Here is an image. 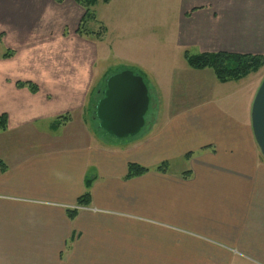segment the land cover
Here are the masks:
<instances>
[{
	"label": "crops",
	"instance_id": "1",
	"mask_svg": "<svg viewBox=\"0 0 264 264\" xmlns=\"http://www.w3.org/2000/svg\"><path fill=\"white\" fill-rule=\"evenodd\" d=\"M179 4L183 52L264 56V0ZM105 5L109 12L95 8L89 22L105 28L94 40L77 36L84 11L72 0H0V42L15 52L0 58V90L23 103L0 105L12 132L0 140V264H264V159L250 119L262 79L221 83L212 69L189 67L174 85L172 71L142 69L155 87L148 126L101 140L87 129L96 119L83 102L95 60L112 52L143 66L119 50L139 47L129 35L152 37L160 26L153 0ZM12 61L35 68L17 78ZM16 80L39 90L19 89ZM65 113L64 135L36 126ZM164 162L165 171L155 169ZM129 163L148 170L126 178ZM86 179L90 202L78 206Z\"/></svg>",
	"mask_w": 264,
	"mask_h": 264
},
{
	"label": "rangeland",
	"instance_id": "2",
	"mask_svg": "<svg viewBox=\"0 0 264 264\" xmlns=\"http://www.w3.org/2000/svg\"><path fill=\"white\" fill-rule=\"evenodd\" d=\"M72 1L74 2V0H72ZM166 1L167 0H153L154 9H152V10L154 13H158L159 21H160V24H159L160 26H159V29L157 30L156 35H153L152 37H150L146 31L129 35L130 37H134L135 39L136 38L139 39V40H136L138 42V45L140 43L139 47H137V46L134 47V45H133V46L126 47V49H124V48L120 49V47L118 46V43L113 44V46L116 44L117 48L120 49L119 50L120 54H125L126 52H128L129 54L132 55L131 56L132 59L135 58L137 61L141 60V62H142L141 64H143V66H141V67L126 66V65H124L122 59L120 60L119 57L112 56L113 55L112 52H109L110 54H108V55L105 54L104 56H101L103 54V51H102L101 55H98V58L95 60V70H94V80L95 81L93 84L94 89L91 88L92 90L90 91L89 96L86 98L84 97V99H83V102L85 104L84 107H86L84 113H88V114L93 113V115H94V112H93L94 104H96L97 100L101 97V91H102V88L105 84L104 80H106V78L108 76L113 75V74H115V73H117L123 69H130L133 72H135L136 74H139L140 76H142L146 86H148V88H150V89H148L150 103H149L148 110L144 116L145 124L141 128V131H142V129H144L148 126L150 119H151V116H152L153 107L156 106L155 98H154V101H151L153 99V96H154L153 94H155L154 93L155 87H154V83L150 79V75H145L143 72L149 71L150 72L149 74H151V73L154 74L156 71L161 70V69H167V71L168 70L172 71V73L174 75V77H173L174 79L171 81H174L173 84L175 85V84H178V82H180L179 81L180 79H178V76H181V74H179V72L184 70V69H189V66L184 59V52L178 46V43H177V37H176L177 36V33H176L177 29L175 32V27L177 26V23H178L179 17H180L179 0H175L174 4H172V2L170 0H168L167 3H166ZM95 6H97V7H95ZM95 6H94V9L96 8L100 15H102L104 12H105V14L109 12V11H107V9H108L107 5H105V3L102 0H99ZM155 9H157V10H155ZM163 16H165V18ZM90 22H96V21L94 20V21H90ZM101 27H103V26L99 25L95 29V28L89 26V23H88L87 29L90 32L89 34L83 33V32L78 33L77 29H76V34H77V36L82 37V38L90 37V38H93L94 40H100L105 35V32L102 34L100 33L101 36L99 38L97 36L98 34L96 35L97 31L101 30ZM109 38H110V42H112L115 38V34L110 32ZM80 41H82V40H80ZM146 45H148V46H146ZM6 51H7L6 46H4L0 42V58H3V57H1V55L3 53H5ZM11 51L13 52V54L10 56V58L12 56H14V53H15L13 50H11ZM118 56H120V55H118ZM11 63H12V66L14 68V72L12 71V76H17V78H24V77L29 76V74L35 68V67H32L30 64H26L25 62L12 61ZM142 69H144L143 72H142ZM260 69L258 70L259 72L257 71L258 73L256 75L254 73H252L253 76L255 77V79L260 80L264 77V66H262ZM2 72H5V71L0 69V74ZM247 79H250V78L248 77ZM19 82H30L36 86V90L30 91L28 86H25V84L19 85ZM14 84L19 89L27 88L28 91L31 92L32 94L37 93L39 90V87L36 83H34L32 81H28V80L27 81L16 80ZM183 86H185V85H183ZM219 91L222 92V91H224V89L221 88V89H219ZM7 95H8V93L1 92V90H0V105L3 104V102H6L7 104H9V106L12 109H15L16 107H18L17 106L18 103H22L21 99L16 98V97L8 98ZM23 102L25 105L27 104V100L23 101ZM174 106H177V105L174 104L173 108H174ZM58 116H56L53 119V121H55V119ZM62 116H66L68 119L70 115L68 113H65V114H62ZM94 117H95V115H94ZM94 122H95V125H88L89 127L87 129L89 130L90 134H93V135L95 134V135L100 136L101 140L113 141V140L121 139V138H115V137L107 134L105 131H103L98 126L97 119L94 120ZM48 123H49V121L43 120V122L38 123L36 126L39 127L40 129L46 128V129L50 130L51 133H56L58 135H64V132H62V130H61L62 128L59 127L60 125H56L53 128L52 125H47ZM39 124H42V125H39ZM7 130H8V119H7L6 128L3 130L0 129V140L4 139L6 137H12V135H9L12 132L6 133ZM20 133H22V132H18V134H20ZM13 135H14L13 137H15V139L19 138V136L15 135V134H13ZM20 136H21V134H20ZM1 164L2 163L0 161V165ZM243 264H252V263H243Z\"/></svg>",
	"mask_w": 264,
	"mask_h": 264
},
{
	"label": "water",
	"instance_id": "3",
	"mask_svg": "<svg viewBox=\"0 0 264 264\" xmlns=\"http://www.w3.org/2000/svg\"><path fill=\"white\" fill-rule=\"evenodd\" d=\"M101 98L94 107L98 126L115 138L136 135L145 124L150 98L142 76L124 69L106 78ZM251 128L255 143L264 159V77L254 95Z\"/></svg>",
	"mask_w": 264,
	"mask_h": 264
},
{
	"label": "trees",
	"instance_id": "4",
	"mask_svg": "<svg viewBox=\"0 0 264 264\" xmlns=\"http://www.w3.org/2000/svg\"><path fill=\"white\" fill-rule=\"evenodd\" d=\"M58 3H61L63 0H55ZM99 0H74V2L79 5L83 10L84 14L80 20V23L77 28L78 33H87L90 32L87 29V24L90 21L96 20L94 6ZM104 3L109 0H102ZM83 27V28H82ZM105 32V28L101 27V30H98L96 35L98 38L102 33ZM101 33V34H100ZM97 38V37H96ZM13 52L7 50L1 55L3 58H9ZM184 59L188 66L193 69H212L215 78L221 82L229 81H238L247 77L252 73H256L262 66H264V56L259 55H250V54H238V53H229V52H213V53H197L191 54L187 50L184 51ZM28 86L30 91H35L36 86L30 82H19V85ZM95 107V104H94ZM67 117L59 115L55 121L52 122V127L56 125H61L66 121ZM7 125V116L5 113L0 114V129L3 130ZM168 166V163L164 162L155 167L158 171H165ZM148 168L142 167L136 163H129L127 167L126 178H132L146 172ZM89 179H86V186L84 192L77 198L76 204L78 206H87L90 202V192H89ZM77 209H72L68 211L69 218H74Z\"/></svg>",
	"mask_w": 264,
	"mask_h": 264
}]
</instances>
